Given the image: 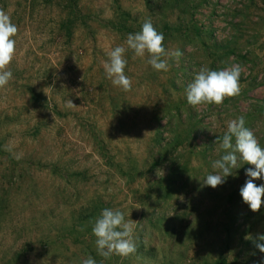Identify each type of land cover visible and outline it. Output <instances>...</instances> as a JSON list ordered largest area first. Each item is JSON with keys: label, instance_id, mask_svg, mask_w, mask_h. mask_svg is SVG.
I'll return each mask as SVG.
<instances>
[{"label": "rangeland", "instance_id": "374dc122", "mask_svg": "<svg viewBox=\"0 0 264 264\" xmlns=\"http://www.w3.org/2000/svg\"><path fill=\"white\" fill-rule=\"evenodd\" d=\"M0 9L18 26L13 78L0 88V264L264 261L253 243L264 205L253 212L240 196L253 166L240 161L215 189L204 183L229 121L243 116L264 147V0H0ZM147 19L183 55L163 72L128 50L124 92L102 65ZM233 64L243 67L240 95L187 103L200 67ZM105 208L136 221L128 257L96 251L91 229Z\"/></svg>", "mask_w": 264, "mask_h": 264}, {"label": "clouds", "instance_id": "9594fccd", "mask_svg": "<svg viewBox=\"0 0 264 264\" xmlns=\"http://www.w3.org/2000/svg\"><path fill=\"white\" fill-rule=\"evenodd\" d=\"M17 33L18 26L3 9H0V88H4L13 78L9 65L16 55L14 37ZM164 39L163 33L157 31L152 21L145 20L140 31L127 35L126 47L118 45L107 53L108 59L102 65L106 78L124 92L132 90V79L125 74L127 65L125 53L128 50L133 52L134 58L147 56V64L154 70L167 72L171 66L170 61L175 60L179 63L183 53L179 49H166ZM242 72L243 67L239 64L221 70H212L206 65L200 67L186 87L187 103L193 108L202 105H222L226 98L240 95ZM67 107L75 105L68 100ZM245 125L243 116L228 122L227 131L222 139L218 137L215 141L219 143V149H222L224 154L212 162L211 167L214 171L206 176L204 183L215 189L225 183L227 177L235 174V170L241 167L240 161L253 166L246 170L248 179L240 189V196L251 211L258 212L264 205V184L258 186L254 181L264 179V147L260 145L254 131ZM135 224L136 221L126 220L125 214L119 209H103L91 229L96 238L98 255L109 259L113 255L128 257L135 253ZM245 239L253 238L246 236ZM262 241L264 234L258 235L253 243L261 253H264ZM81 264H97V261L89 255ZM100 264H103V261ZM261 264H264V261Z\"/></svg>", "mask_w": 264, "mask_h": 264}]
</instances>
